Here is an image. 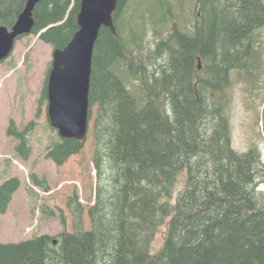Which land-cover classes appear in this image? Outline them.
Here are the masks:
<instances>
[{"label":"trees","instance_id":"obj_1","mask_svg":"<svg viewBox=\"0 0 264 264\" xmlns=\"http://www.w3.org/2000/svg\"><path fill=\"white\" fill-rule=\"evenodd\" d=\"M81 2L40 0L29 34L64 48L79 29ZM133 2L118 0V33L103 26L94 47V203L86 208L76 191L68 197L72 230L64 208L43 207L59 217L57 236L5 243L0 234V264H264V159L256 144L236 149L231 126L232 72L256 74L264 0H196L190 31L169 0H138L130 14ZM26 3L0 0V26L11 28ZM148 25L157 26L152 43ZM50 69L41 104L48 102ZM34 126L20 129L12 119L7 129L23 161L32 154ZM57 134L45 157L62 166L87 139ZM31 179L51 190L46 179ZM20 187L16 176L0 184V231Z\"/></svg>","mask_w":264,"mask_h":264},{"label":"rangeland","instance_id":"obj_2","mask_svg":"<svg viewBox=\"0 0 264 264\" xmlns=\"http://www.w3.org/2000/svg\"><path fill=\"white\" fill-rule=\"evenodd\" d=\"M137 1L131 4L130 14ZM169 1L178 16L180 27L190 31L195 23L196 0ZM137 17L138 13L134 19ZM171 23L172 20L168 19L166 25L161 26L164 34L168 33ZM156 27L148 25L147 39L151 43ZM255 38L258 56L254 77L248 75L247 71L232 72L231 126L234 147L245 151L256 144L264 159V31H257ZM53 52L50 44L41 41L35 34H29L17 40L11 55L0 63V184L13 176L21 180V187L15 192L7 213L2 217L0 234L5 243L19 242L46 232L57 236L63 230L59 217L44 212L43 207L54 210L58 206L64 208L68 229L72 230V215L66 202L74 191L86 208L95 200L97 173L93 163V122L90 123L85 147L80 154L71 156L62 166L45 157L47 148L58 139V131L52 127L48 117V102H40L48 70L52 67ZM12 119L20 129L31 121L35 122L30 133L32 154L28 161L16 155L17 140L7 133ZM33 173L40 179H46L51 190L47 192L36 186L31 179ZM85 226L90 228L87 215ZM165 231L166 226L155 239L154 251L162 246Z\"/></svg>","mask_w":264,"mask_h":264},{"label":"water","instance_id":"obj_3","mask_svg":"<svg viewBox=\"0 0 264 264\" xmlns=\"http://www.w3.org/2000/svg\"><path fill=\"white\" fill-rule=\"evenodd\" d=\"M39 1L27 0L11 28L0 26V63L11 55L18 37L31 33ZM117 5L118 0H82L79 29L64 48L54 49L47 82L48 117L63 138L87 139L94 47L103 26L118 33L113 16Z\"/></svg>","mask_w":264,"mask_h":264}]
</instances>
